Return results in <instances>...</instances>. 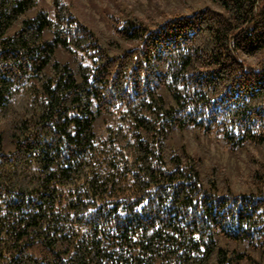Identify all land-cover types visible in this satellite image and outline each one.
Instances as JSON below:
<instances>
[{"label": "trees", "instance_id": "1", "mask_svg": "<svg viewBox=\"0 0 264 264\" xmlns=\"http://www.w3.org/2000/svg\"><path fill=\"white\" fill-rule=\"evenodd\" d=\"M202 1L0 0V264H264V157L238 191L175 138L264 146V0Z\"/></svg>", "mask_w": 264, "mask_h": 264}, {"label": "rangeland", "instance_id": "2", "mask_svg": "<svg viewBox=\"0 0 264 264\" xmlns=\"http://www.w3.org/2000/svg\"><path fill=\"white\" fill-rule=\"evenodd\" d=\"M49 1V0H47ZM74 4L75 12L94 28L101 31L105 36H112L108 19L111 12L120 11V3L125 2L133 8L136 14L144 19L148 15H156L159 18L172 15L177 12L189 13L193 7L205 4L202 0H188L184 4L180 0H70ZM207 3V2H206ZM248 60L255 63L256 57ZM176 142L181 144L185 141L191 151L201 156L207 166L218 164L227 168L231 183L238 191H243L244 186L240 178H248L253 166V158L264 157V146L250 145L239 151L231 152L230 149L216 136H205L187 131L184 134L175 135Z\"/></svg>", "mask_w": 264, "mask_h": 264}]
</instances>
